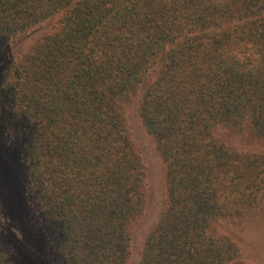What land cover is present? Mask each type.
I'll list each match as a JSON object with an SVG mask.
<instances>
[{
	"label": "trees",
	"instance_id": "1",
	"mask_svg": "<svg viewBox=\"0 0 264 264\" xmlns=\"http://www.w3.org/2000/svg\"><path fill=\"white\" fill-rule=\"evenodd\" d=\"M61 12L0 81V108L31 130L25 164L53 254L126 264L146 204L125 108L140 93L167 199L138 264H245L218 222L264 200V156L216 135L251 124L264 138V0H0V41ZM5 239L0 219V264H14Z\"/></svg>",
	"mask_w": 264,
	"mask_h": 264
},
{
	"label": "rangeland",
	"instance_id": "2",
	"mask_svg": "<svg viewBox=\"0 0 264 264\" xmlns=\"http://www.w3.org/2000/svg\"><path fill=\"white\" fill-rule=\"evenodd\" d=\"M65 16V12L58 13L27 32L4 37L0 41V81L5 75L10 76L16 66L23 65L38 43L60 28ZM139 99L140 93L132 97L125 108L131 138L146 172V204L131 229V251L126 264H138L144 240L159 219L167 199L166 163L159 154L156 140L142 124ZM2 109L0 219L5 230V247L14 264H63L52 251L57 239L52 225L41 217L29 185L25 154L31 130L13 124ZM216 136L232 149L264 156V138L257 135L251 124L241 130L221 128ZM263 205L264 200L261 199L258 204L249 207L240 220L218 222L217 231L235 242L239 259L245 264H264Z\"/></svg>",
	"mask_w": 264,
	"mask_h": 264
}]
</instances>
